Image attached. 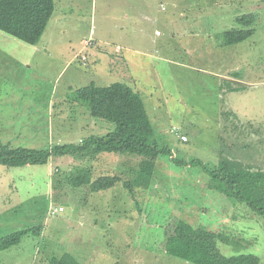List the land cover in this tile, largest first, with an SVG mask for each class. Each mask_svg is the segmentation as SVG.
Masks as SVG:
<instances>
[{
  "label": "rangeland",
  "instance_id": "1",
  "mask_svg": "<svg viewBox=\"0 0 264 264\" xmlns=\"http://www.w3.org/2000/svg\"><path fill=\"white\" fill-rule=\"evenodd\" d=\"M124 5L127 0H56L36 45L0 30L3 142L45 149L106 134L115 123L91 115L74 92L123 82L145 100L158 143L182 162L201 164L161 156L152 187L132 193L122 182L94 191L74 178L128 179L141 161L133 154L0 163V238L40 226L38 234L0 249V264H51L66 253L84 264H192L176 232L182 223L215 236L224 255L253 253L264 264V215L227 196L224 182L208 173L221 161L264 172V0H133L140 6L127 27L133 41L103 45L97 55L100 34L118 36L113 29ZM250 12L257 15L255 33L223 45V32L240 28L236 18ZM84 40L94 44L84 48ZM122 54L143 59L133 67L130 59L118 61ZM60 206L64 211L57 212Z\"/></svg>",
  "mask_w": 264,
  "mask_h": 264
},
{
  "label": "trees",
  "instance_id": "2",
  "mask_svg": "<svg viewBox=\"0 0 264 264\" xmlns=\"http://www.w3.org/2000/svg\"><path fill=\"white\" fill-rule=\"evenodd\" d=\"M55 10L56 0H0V30L28 44L36 45ZM236 21L241 27L224 31L223 45L238 44L255 33V13L242 14ZM74 99L85 104L94 117L115 123V128L104 135H91L78 142L55 144L45 149L12 147L10 143L0 139V163L7 167H19L46 165L51 158L64 155H74L85 161L96 159L105 152L133 154L141 157V161L138 169L128 179H123L119 174L74 178L75 184L86 182L94 191L106 190L122 182L132 193L136 188L152 187L157 162L161 156L170 157L173 163L179 165L201 164L197 160L182 162L173 156L172 149L158 143L145 100L128 84L114 82L99 86L91 83L78 88L74 92ZM204 168L209 170L211 176L224 182L227 196L234 201L247 202L254 212L264 215V172L237 171L228 161L219 162L213 169L206 166ZM39 231L40 226H34L6 234L0 238V249L17 245L25 235L38 234ZM176 232L184 242L187 258L193 264H260V257L253 253L224 255L215 236L206 230L182 223ZM51 264L84 263L66 253L52 258Z\"/></svg>",
  "mask_w": 264,
  "mask_h": 264
},
{
  "label": "crops",
  "instance_id": "3",
  "mask_svg": "<svg viewBox=\"0 0 264 264\" xmlns=\"http://www.w3.org/2000/svg\"><path fill=\"white\" fill-rule=\"evenodd\" d=\"M135 7H140V6L133 5V0H131V4L127 0V5L126 6L125 5L123 6V8L121 10V14L119 15V20L116 22L117 29H113V31L118 30L117 31L118 36L116 38H113L112 36H109L108 34H100L98 36L99 37L100 44H102V46H99L97 48V51H96V54L97 55H100V51H102V52L104 51L102 49V48H104L103 45H109V46H111L113 44H116L117 43L116 41H120V43L129 44L130 42L133 41V39H132V37L130 35L131 31L128 30L127 27L129 25V23L131 22V20L134 19V14H135L134 8ZM154 7H159V6L158 5H155ZM159 33L160 32L158 31L157 32V36H161V35H159ZM92 34H96L95 31H91V36H92ZM91 36L89 38L90 40L92 39ZM129 38H130V40H129ZM93 44H94L93 41H86V40H84V48L85 47L92 46ZM120 45L121 44H119L117 47H115V50L114 51L116 53H121L122 52L123 49L120 48L121 47ZM225 46L230 47L231 45H225ZM98 50H99V53H98ZM143 52H146V51H143ZM128 59L131 60V65L134 67L135 65H138V61L140 59H143V58L142 57H136V56L130 57L128 54H122L121 56H119L118 61H122L123 60V64H125V63H128ZM141 64H144V61H143V63H140L139 66ZM116 66H118V64ZM120 66H121V69H123L122 65H120ZM129 67L130 66H128V68ZM234 75L235 74H222L221 77L222 78H225L228 81H231V82L236 83V85H242L243 83L240 82L242 79L239 78V77H237V76H234ZM217 119H219V117ZM1 125H2V122L0 120V139L2 141H4L2 137H4V133L5 132H2L1 129H4V128L1 127ZM28 166H30V165H28Z\"/></svg>",
  "mask_w": 264,
  "mask_h": 264
},
{
  "label": "built area",
  "instance_id": "4",
  "mask_svg": "<svg viewBox=\"0 0 264 264\" xmlns=\"http://www.w3.org/2000/svg\"><path fill=\"white\" fill-rule=\"evenodd\" d=\"M83 59L85 60L86 58L83 57ZM176 130H178V128H177ZM181 138H182L183 141H187V137H186V136L182 135ZM55 210H56V209H55ZM63 210H64L63 207H59V208H57V211H63ZM53 212H54V210H53Z\"/></svg>",
  "mask_w": 264,
  "mask_h": 264
},
{
  "label": "clouds",
  "instance_id": "5",
  "mask_svg": "<svg viewBox=\"0 0 264 264\" xmlns=\"http://www.w3.org/2000/svg\"><path fill=\"white\" fill-rule=\"evenodd\" d=\"M83 57H85V58H86V56H83ZM83 57H82V58H83ZM83 60H84V59H83ZM84 61H86V59H85ZM60 207H62V206H60ZM58 208H59V207H58ZM63 208H64V207H63ZM63 211H64V210H63ZM57 212H58V211H57Z\"/></svg>",
  "mask_w": 264,
  "mask_h": 264
}]
</instances>
